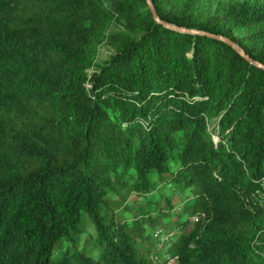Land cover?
<instances>
[{
	"label": "trees",
	"instance_id": "1",
	"mask_svg": "<svg viewBox=\"0 0 264 264\" xmlns=\"http://www.w3.org/2000/svg\"><path fill=\"white\" fill-rule=\"evenodd\" d=\"M151 1L0 0V264H264V0Z\"/></svg>",
	"mask_w": 264,
	"mask_h": 264
},
{
	"label": "rangeland",
	"instance_id": "2",
	"mask_svg": "<svg viewBox=\"0 0 264 264\" xmlns=\"http://www.w3.org/2000/svg\"><path fill=\"white\" fill-rule=\"evenodd\" d=\"M230 0H212L211 2V7L213 9H217L219 11H223L226 6L228 5ZM251 31H247V32H237L239 35H248ZM116 48L110 43L107 41V39H103L102 41L98 42L97 43V47H96V50H95V54H94V57H93V61H94V64L95 65H100L102 64L106 59H108L114 52H115ZM90 73L92 72L91 70L89 71ZM153 193H166V194H170L172 193V190L169 186L167 185H164V184H161L155 192ZM152 195H155V194H152ZM176 198L178 199V195H176ZM128 205H135L141 201H143V198L142 196L136 194V193H130V195L128 196ZM177 202V200H176ZM134 211L131 210V214L133 213ZM165 222V220H164ZM163 223H161L160 225H157V227L153 228V227H147V231L149 232L150 236L148 238L149 241H155L157 240L155 238V230L158 229L159 227H164V229L166 230H170L168 227H166V225ZM191 229V226H188L187 228V231H189ZM87 232L90 233L91 235H93L94 233V229L91 227V226H88L87 228ZM173 232V236L176 238L178 237V235L180 234V231L179 230H172ZM86 238V234H84L82 236V239L84 240ZM82 240V241H83ZM81 241V243H82ZM152 247L155 248V249H159L160 247L158 246V243L155 242L152 244ZM161 248H164V247H161ZM164 256V254H163ZM162 260L161 259H158L157 260V263L158 264H161Z\"/></svg>",
	"mask_w": 264,
	"mask_h": 264
},
{
	"label": "built area",
	"instance_id": "3",
	"mask_svg": "<svg viewBox=\"0 0 264 264\" xmlns=\"http://www.w3.org/2000/svg\"><path fill=\"white\" fill-rule=\"evenodd\" d=\"M154 235H155V238L158 241V246L160 248L164 247V248H161V249L168 248V246L175 239V237L173 236V232H168L163 227H159L158 229H156ZM164 256L166 258L165 264H179V261L176 258H173L172 256H170L169 253H165ZM154 258L157 259L158 257L155 256Z\"/></svg>",
	"mask_w": 264,
	"mask_h": 264
},
{
	"label": "water",
	"instance_id": "4",
	"mask_svg": "<svg viewBox=\"0 0 264 264\" xmlns=\"http://www.w3.org/2000/svg\"><path fill=\"white\" fill-rule=\"evenodd\" d=\"M147 2H148V4H149L150 9H151L152 13L154 14L155 18H156L157 20H159V17H158L157 14H156L155 7H154L153 2H152L151 0H147ZM217 38H222V39H223L222 36H218ZM227 41H228L230 44H232L229 40H227ZM238 51H239V53L245 55L243 49L238 48ZM246 56H247V55H246ZM249 60H250V61H253L252 59H249ZM255 63H257V64L260 65V66H263V65L260 64L259 62H255Z\"/></svg>",
	"mask_w": 264,
	"mask_h": 264
}]
</instances>
